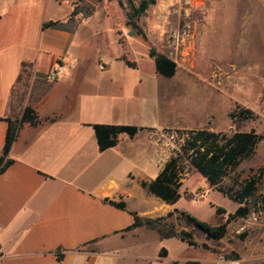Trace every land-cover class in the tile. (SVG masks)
<instances>
[{
    "label": "crops",
    "instance_id": "crops-1",
    "mask_svg": "<svg viewBox=\"0 0 264 264\" xmlns=\"http://www.w3.org/2000/svg\"><path fill=\"white\" fill-rule=\"evenodd\" d=\"M86 2L0 0V158L15 133L11 162L0 172V264H188L171 245L194 246L133 228L134 215L154 220L156 205L166 206L158 218L177 209L141 186L169 159L161 163L156 127L139 125L150 101L140 67L125 63L117 40L122 20L94 5L77 27H44L66 23ZM59 64L65 74L49 81ZM27 108L32 121H22ZM95 125L142 130L100 151Z\"/></svg>",
    "mask_w": 264,
    "mask_h": 264
},
{
    "label": "rangeland",
    "instance_id": "rangeland-1",
    "mask_svg": "<svg viewBox=\"0 0 264 264\" xmlns=\"http://www.w3.org/2000/svg\"><path fill=\"white\" fill-rule=\"evenodd\" d=\"M140 1L89 0L74 7L73 19L79 23L99 5V13L111 12L114 20H122L123 32L117 40L125 61L140 67V90L150 101L139 125L158 130L161 163L178 152L185 131L264 134V0H154L145 14L133 20L134 27L127 25L130 2L138 6ZM247 17L253 19L251 24L246 23ZM150 48L176 63L172 78L157 74ZM236 107L251 110L253 117L232 122L230 114ZM157 165L158 171L161 164ZM259 177L263 179L247 204L248 215L233 219L220 240L210 239L180 215L187 212L219 226L244 206L223 192L234 194ZM180 194L178 212L164 216L162 223L189 232L198 246L173 241L175 257L192 259L188 264H222L221 256L243 264H264V139L218 188L185 162ZM218 208L225 212L218 213ZM164 209L156 205L149 215L156 219Z\"/></svg>",
    "mask_w": 264,
    "mask_h": 264
},
{
    "label": "trees",
    "instance_id": "trees-1",
    "mask_svg": "<svg viewBox=\"0 0 264 264\" xmlns=\"http://www.w3.org/2000/svg\"><path fill=\"white\" fill-rule=\"evenodd\" d=\"M155 4L154 0H142L138 6L130 2V11L127 15V25L134 27L132 23L134 19L145 14L148 8ZM122 7V3L119 2ZM77 14L74 11L72 17L66 23H46L44 27H55L59 29H67L68 27H77V23L73 19ZM149 57L154 60L155 70L158 75L165 78H172L175 75L177 65L167 56L158 53L154 48H150ZM125 63L129 66L130 62ZM253 117V112L249 109L236 107L230 114L232 122H239ZM34 119L33 111L30 108L25 109L22 121H32ZM95 134L97 137L100 151L114 147L118 142L121 134L129 137L136 136L142 128L130 125H95ZM264 134H258L254 130L248 132L236 131L231 134L223 132H215L208 129H197L185 131L182 136V142L179 150L166 162L160 173L154 181L142 182L143 189L150 194L159 198L168 205H175L181 198L180 189L183 186L185 174V162L190 165L196 172L200 173L211 187L218 188L224 178L234 172L244 160L252 157L259 144L263 141ZM15 140V133L7 136L6 145L4 147L3 156L0 158V172H2L9 164L7 159L11 146ZM262 178L252 179L234 194L223 192L234 202L244 205L240 206L234 214H230L225 223L219 226H211L206 222L200 221L187 212H181V216L186 222L196 229L204 232L210 239L220 240L227 233V227L230 222L238 217H245L249 213L247 204L254 196L257 184ZM110 205L125 209L124 202H114L106 200ZM218 213H224V209L218 208ZM177 212V210H175ZM173 213H169L167 217H172ZM134 227L146 226L158 231L162 238L168 239L178 237L186 241L190 246H198L192 235L186 231L176 232L169 225L163 224V218L143 219L134 215ZM202 248L209 249L207 245L202 244ZM161 257L166 256L163 250ZM61 260L62 256L59 255Z\"/></svg>",
    "mask_w": 264,
    "mask_h": 264
},
{
    "label": "built area",
    "instance_id": "built-area-1",
    "mask_svg": "<svg viewBox=\"0 0 264 264\" xmlns=\"http://www.w3.org/2000/svg\"><path fill=\"white\" fill-rule=\"evenodd\" d=\"M66 72V66L64 64H59L56 68L53 69V71L49 74L48 80L49 81H56L61 76H63ZM220 261L224 264H242L238 261L229 260L225 256L220 257Z\"/></svg>",
    "mask_w": 264,
    "mask_h": 264
}]
</instances>
